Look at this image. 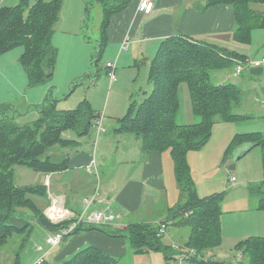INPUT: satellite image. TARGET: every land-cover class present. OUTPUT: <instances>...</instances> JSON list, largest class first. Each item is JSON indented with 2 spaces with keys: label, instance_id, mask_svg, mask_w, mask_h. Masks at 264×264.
Returning a JSON list of instances; mask_svg holds the SVG:
<instances>
[{
  "label": "trees",
  "instance_id": "1",
  "mask_svg": "<svg viewBox=\"0 0 264 264\" xmlns=\"http://www.w3.org/2000/svg\"><path fill=\"white\" fill-rule=\"evenodd\" d=\"M97 1L102 4L103 17L100 25V50L94 63L100 60L102 51L106 48L107 29L112 16L131 2ZM253 3L261 5L264 0H205V8L218 4L233 5L238 20L235 38L241 43H249L251 29L264 27V13L250 14ZM62 5L63 0H19L15 5H0V54L16 46L24 47L21 59L30 85L44 83L56 70L58 48L53 43V34ZM247 61L244 54L182 33L165 38L150 62V89L144 90L142 86L138 88L135 98L132 95L128 111L119 119L116 128L118 132L135 134L141 140L145 153L164 149L171 151L176 181L181 192L180 202L171 215L172 218L180 216V224L190 227L186 246L195 248L199 255L203 250L220 244L222 233L219 207L224 192L203 198L198 196L187 154L208 142L216 117L228 121L252 118L234 111L240 106L243 97L239 85L232 82L218 84L212 80V71L235 66L237 72V65H242L244 69ZM182 84H186L189 89L192 111L197 116L196 121L189 124L178 121L181 106L179 91ZM140 93H143L144 98H137ZM56 102L48 94L43 107H38L39 117L29 124L17 121V113L14 117L0 115V249L13 236L17 239L16 242L19 243L12 264H21L20 251L31 236L34 225L39 224L52 233L69 225V221L57 224L51 222L39 201L35 200V197H48L44 185H18L16 182V165L40 172L68 167V153H63L60 160L46 155L48 150L58 146L67 147L71 155L76 152L71 145L75 141L62 137L64 130H73L78 136L90 133L97 114L88 99H83L75 108L66 110H58ZM22 114L24 115L20 113ZM245 143L255 147L259 145L264 162L262 132L237 134L227 148L226 155ZM260 209L264 210V195L260 201ZM13 217H22L26 222L23 226H18L13 222ZM93 229L112 236L126 237L136 253L160 250L165 253L166 259L174 258L177 254L172 246L163 242L164 235L160 234L157 223H131L118 230H110L104 225L85 224L78 226L70 236ZM238 251L246 258V262L242 264H264V236H252L240 241L236 246V252ZM202 258L193 256L189 259L197 264H220L212 259ZM59 264H120V258L97 247L87 246Z\"/></svg>",
  "mask_w": 264,
  "mask_h": 264
},
{
  "label": "rangeland",
  "instance_id": "2",
  "mask_svg": "<svg viewBox=\"0 0 264 264\" xmlns=\"http://www.w3.org/2000/svg\"><path fill=\"white\" fill-rule=\"evenodd\" d=\"M68 1L71 2V0ZM18 2L19 0H8V2H4V6L5 4L7 6L14 5ZM87 6L89 9L84 12V21L81 22L82 40L83 42H87V48L73 50L64 42H60V45L55 43L54 45L59 48L57 67L54 74L47 78L44 83L30 85L27 72L21 59L24 52L23 46L13 47L0 54V115H13L17 113V121L28 124L33 122L39 117L38 106L42 108L44 103L42 101L40 103L33 104L30 102L26 104V101H28V97L33 92L42 89L45 90L47 88V92H51V95L53 93L55 98L59 97L57 99L59 103L57 107L58 110L73 109L83 99H88L91 104L92 100L94 103L96 102V105H101V109L97 108V111L95 110V105L92 106L97 115L103 114V124L106 129L108 128L113 131L112 125L116 119L113 116L114 114L110 113V111H105L107 101L109 100L110 109H114L115 111H120L122 109L120 115H124L133 100L132 95L134 94L133 97L135 98V93L138 88L142 86L144 90L150 89L148 77L151 60H144L146 64H143L144 61L142 59L131 63V66H127L121 78L118 77V81L115 83L112 90L109 76L105 72L106 63L109 61L108 59L114 61V57L110 55V51L104 49L100 60L94 63V60L98 57V51L100 50L99 41L101 39V32L98 30V22L101 20L102 4L98 3L97 0H88ZM263 13L264 7H259L258 4L251 7V15H261ZM63 16L64 18H69V20L65 19V22H70L71 18L74 16L72 8H64ZM71 29L72 26L67 25V27L62 30V33H70ZM227 47L231 50L246 54L249 60L261 59L264 55V27L251 29V42H236L234 45ZM82 57L85 58L81 59ZM152 58L153 57L150 59ZM234 69L235 66H230L228 68L214 70L212 71V80L216 83H228L229 81L238 83L242 89L243 97L240 106L236 107L234 111L238 114L252 116V118L228 121L221 117H216L212 136L208 142L200 149L191 150L187 154L190 174L194 180L198 196L203 198L219 192H224L219 207L222 233L220 244L214 248L203 250V252H200L201 255L198 254L197 256H202L204 259H212L220 264H242L246 262L245 257L238 256L241 252H236L237 244L242 241L237 235L247 223L251 222L249 217L251 213L245 212L250 211V206L251 208L254 206L259 209L260 201L264 194V163L261 147L259 145L254 147L243 158L237 161L234 168H230L234 164V150L228 152L226 155L227 146L231 138L235 137L237 133L259 132L261 130L264 133V81L261 87H254L251 82L243 81L244 73L233 76ZM146 72L147 76L145 75ZM117 73L119 76L120 70ZM227 75L231 78L229 81H225V76ZM135 77H138V80L140 79L142 83L137 81L135 85ZM263 78L262 76L261 79ZM110 89L112 90L111 95H109ZM132 91L134 93H132ZM179 95L181 110L179 112L178 121L181 123V121H183L182 112L184 113V109L191 111L190 93L186 84L180 86ZM137 98H144L143 93L138 94ZM24 104L27 106L25 107ZM13 105L20 106L21 108L14 110L15 108H11ZM29 105H31V108H29ZM20 113H24V115H20ZM187 121L190 122L191 120ZM93 132H95L96 135L100 133L96 123L92 124L90 135H86L88 138L91 136V138L94 139L93 143H95L96 135L93 134ZM63 134V138L64 136L65 138L76 136L73 130H64ZM131 136L135 138L134 135L131 134ZM138 142L141 144L140 140ZM114 156L113 162H115L116 159V155ZM226 156L227 158L225 159ZM169 164L170 162L168 166ZM167 174L168 190L166 197H159L153 205H150L149 199L146 200L145 207L142 211L145 219L152 220L164 218L163 220L168 221L165 217L170 213L169 207L173 203L176 205L179 201L180 192L178 189H175L176 176L174 169L172 170L171 168ZM233 177L236 179L232 180ZM16 181L19 184L35 183L37 181V173L29 168L16 165ZM93 181L95 189L94 194L97 195L103 179L101 178V180L98 181V178H96ZM43 185L45 188H48L47 185ZM48 191L54 193L52 185H50ZM174 199L175 201H173ZM252 211L259 212L260 216H263L262 223L264 226V211ZM179 217L180 216H176L174 219H178ZM255 222L260 223V219H255ZM171 231H176L174 225L168 227V233ZM188 232V227H179V229H177L176 238H172L173 242L170 243V246L172 245L171 248L177 252L174 258L166 259L165 253L160 250H152L150 253L146 254L136 253L132 250V247L129 246L126 254L122 256L120 264H197L186 257L181 262L180 252H182V250L173 244L174 242L180 244L185 243ZM46 235V230L39 225H34L31 236L24 243L20 251L22 264L36 263L37 260L44 255V251L50 248L46 242ZM166 239H168L167 236H162L164 243L168 242ZM16 240L17 239L13 236L9 242L0 249V261L5 260L3 259L4 256L10 257L14 254V250L18 247L19 243L16 242ZM185 245L186 244H183V246ZM56 249L47 255V261L43 264H52L51 261H53V258L60 252H58V248Z\"/></svg>",
  "mask_w": 264,
  "mask_h": 264
},
{
  "label": "crops",
  "instance_id": "3",
  "mask_svg": "<svg viewBox=\"0 0 264 264\" xmlns=\"http://www.w3.org/2000/svg\"><path fill=\"white\" fill-rule=\"evenodd\" d=\"M5 1L8 2V0H0V5H4ZM87 1L88 0H71L70 2L68 0H63L59 21L55 26L53 34L54 44L56 43L60 45V42H64L73 50L85 47L87 48V42H83L82 40L81 23L84 21V12L88 11ZM258 6L264 7V4ZM66 7H71L72 12L74 13L70 22H65V19L69 20V18H64L63 16V10ZM102 17L103 14L101 13V20L98 22L99 31V25H101ZM66 23L67 25L72 26L70 33H62V30L67 27ZM237 27L238 20L236 17V9L230 4H218L205 8V0H155L154 10L150 14H144L139 10V0H131L130 4L125 9L112 16L107 29V45L105 49L109 50L110 55L114 57V61L116 62V71L118 72L120 70V75L118 77L121 78V75L127 66H131V63L142 59L146 61L151 60L150 58L154 57V54L157 53L162 40L169 36L182 33L191 36L196 40L206 41L219 47L229 49L227 46H231L236 42H239L235 38V31ZM127 36L130 37L132 41L130 48L128 50H121L122 42ZM244 55L247 57L246 54ZM263 57L264 55L262 58ZM83 58L85 57H82L81 59ZM261 59H248L245 64V68L240 73L236 72L235 67L233 76L244 73L243 81L251 82L254 87H261L264 81V78L261 79L262 76L264 77V67L260 63ZM108 60L112 61L111 59ZM146 61H144L143 64H146ZM105 72L107 74L106 68ZM145 75L147 76V72ZM230 79V76H225V81H229ZM117 81L112 83L110 82L112 90ZM137 81L142 83L140 79L138 80V77H135V85L137 84ZM232 83L239 85L236 82ZM112 90L109 92V95H111ZM48 93L47 88L45 90H37L28 97L26 104L30 102L33 104L40 103L42 101L44 103ZM132 93L134 92L132 91ZM49 94H51V92ZM52 98L57 100L59 97L55 98L52 93ZM108 101L106 103L105 111H110V113L114 114L113 116L116 119L112 125L113 131L107 128L105 131L100 132L97 135L93 132V134L96 135L95 143H93L94 139H92L91 136L89 138L87 136H78L77 134L72 138H65L64 136V139H73L75 141L71 145L75 148L76 152L71 155V151L67 150V147L59 148L60 146H58L56 149L48 150L46 155H50L54 160H60L63 153H68V167L51 172H40L31 169L37 173V181L30 184H17L47 185L48 197L46 199H39V197H35V200L37 202L39 201L42 206L46 217L48 208L52 202L51 199L53 196H56L62 200L67 209L75 214L81 213L86 208L87 201L91 200L92 201L88 207V211L112 208L117 216L116 222L104 225L105 228H109L110 230L123 229L131 223H157L158 221H163L164 218L152 220L145 219L142 211L145 207L144 205L146 200L149 199L150 205H153L159 197H166L168 190L167 172L171 168L173 170V166L175 167L171 151L164 149L152 150L145 153L142 148V143L139 144L138 142L140 139L135 134L116 131V128L119 125V119L126 113L124 115H120L122 109L120 111L110 109ZM91 102V105H95L94 107L96 111L97 108L101 109V105H96V102L94 103L92 100ZM26 104H24L25 107L27 106ZM58 105L59 103L56 102V107H58ZM11 108L18 110L21 107L13 105ZM29 108H31V105H29ZM194 116L192 106L191 111L184 109V113L182 112L183 121H181V123L189 124L195 122L196 117ZM187 120L191 121L188 122ZM93 123H95L94 119ZM259 132L263 133L262 130ZM131 134L134 135L135 138H133ZM233 139L234 137L231 138L230 143ZM230 143L227 148L230 147ZM247 145L248 144L245 143L238 146V148L234 150V153H238L240 150L247 148ZM254 147L255 146H253V148ZM253 148H251L248 152H250ZM114 155H116L115 162H113V158H115ZM169 162L170 164L168 166ZM47 178H49L48 184L46 183ZM96 178H98V181L101 180V178L103 179L97 195L94 194L95 189L93 186V180ZM50 185L53 186L54 193L48 191ZM175 189H178L180 192L177 181ZM180 197L181 192L178 203L176 205L173 203L169 207L170 213L167 217H165L170 220V225H174L176 228L175 232L171 231L166 235L168 238L166 240L168 242L165 243L168 246H170V243L173 242L172 238H176L177 229H179V227H187L184 225L181 226L180 217L178 219H174L171 215L173 209L179 204ZM173 201H175V199ZM249 210V212L246 211L245 213H251L249 215L251 222L247 223L238 232L237 237L240 240H244L252 236H264V226L262 223L263 216H260L259 212L252 211L264 210L260 208L258 209L254 206L252 208L250 206ZM257 218L260 219V223L255 222V219ZM12 219L18 226H23L26 222L22 217H13ZM41 227L47 231L46 237L52 233L43 226ZM188 229V236L183 244H186L189 239L191 230L190 227H188ZM87 246L97 247L105 253L120 258L121 263L122 256L126 254L131 244L124 236H112L99 229L83 231L65 238L62 243L53 247L54 249L58 248V252H60L53 258L51 263H60L77 252L79 249ZM53 248L44 251V254L46 253L45 256L43 255L44 262L47 261V255L53 252ZM3 259L5 260L0 261V264H12L14 261V254L10 257L4 256Z\"/></svg>",
  "mask_w": 264,
  "mask_h": 264
},
{
  "label": "built area",
  "instance_id": "4",
  "mask_svg": "<svg viewBox=\"0 0 264 264\" xmlns=\"http://www.w3.org/2000/svg\"><path fill=\"white\" fill-rule=\"evenodd\" d=\"M155 8V0H139V10L144 14H150ZM132 41L130 37H126L121 45V50H128L130 48ZM261 65L264 67V57L260 61ZM107 72L111 82H115L118 79L117 71H116V62L109 61L106 63ZM242 65H237V72H241ZM95 123L98 126L99 132H103L106 128L103 125V114L96 116ZM236 178L233 177L232 180ZM46 183H49V178L46 179ZM92 201V200H91ZM91 201H87L86 208L79 214H75L74 212L67 209L62 200L58 197L53 196L50 207L47 211V217L51 220V222L57 224L64 221H69V225L60 228L59 230L49 234L46 237V242L50 246L49 249L59 245L63 242V240L70 236V234L78 227L84 226L85 224H96V225H106L115 223L117 216L112 208H103L97 209L93 211H88V207L90 206ZM157 225L159 227V232L161 235L166 236L168 234V227L170 225V220L166 221H158ZM182 252L181 254V262L185 257L189 259L193 256H198L197 250L195 248L187 247L183 244L174 243ZM45 256V254H44ZM44 256L39 258L36 264H41L44 262ZM238 256L242 257L240 253Z\"/></svg>",
  "mask_w": 264,
  "mask_h": 264
},
{
  "label": "water",
  "instance_id": "5",
  "mask_svg": "<svg viewBox=\"0 0 264 264\" xmlns=\"http://www.w3.org/2000/svg\"><path fill=\"white\" fill-rule=\"evenodd\" d=\"M15 114H13L11 117H14ZM248 144V143H246ZM248 147L243 149V150H240L238 153H234V164L230 167V168H234L236 166V163L238 160H240L242 157H244L245 154H247V152L253 148L254 145L252 144H248L247 145Z\"/></svg>",
  "mask_w": 264,
  "mask_h": 264
}]
</instances>
